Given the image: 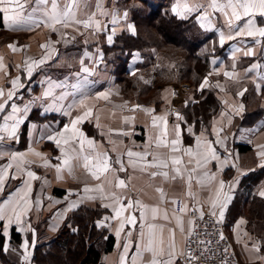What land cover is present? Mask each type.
I'll return each instance as SVG.
<instances>
[{
	"label": "crops",
	"instance_id": "crops-1",
	"mask_svg": "<svg viewBox=\"0 0 264 264\" xmlns=\"http://www.w3.org/2000/svg\"><path fill=\"white\" fill-rule=\"evenodd\" d=\"M209 2L210 0H199L200 7L188 14L187 17L192 16L200 25L197 16L201 15L204 10L211 13L214 27L211 30L203 29L212 33L213 37L204 42L203 50L205 52L216 50V52L209 55L210 71L208 77L206 76L208 83L204 88L200 87L204 78L197 90L200 94L203 89H213L214 95L219 100V106L216 113L210 114L209 111L212 108L201 105L199 119H190L189 121L184 118L182 110L193 102L196 90L194 91L188 83L164 87L161 94L163 101L159 106L153 102H137L134 97H120V88L118 86L117 91L114 89L115 85L111 86L113 98L108 96L104 101L110 102H104L103 97L98 96V93H103L104 90L101 72L99 73L98 87L94 88L93 93L90 92L81 99H79L81 96H78L77 90L74 93L70 92V87L62 86L61 89L49 85L40 87L41 78L52 77L47 76L44 72L38 73V71H32V74L28 75L25 64L39 60L45 55L47 51L40 47L45 38H47V42L49 40L52 42L51 47L54 48L55 32L43 25L39 27L23 25L9 29L5 28L0 20L2 24L0 30L11 31L15 35L31 38L30 42H24V46L26 49L28 48L27 51H23V46L18 48L16 43L15 45L6 42L0 44V57H2L3 63V67H0V89H3L5 93L4 97H0V102H3L9 90H13L15 93L12 100L5 105V109L0 111V126L5 123L3 117L11 114L12 104H15L20 110L15 116L23 117V122L16 128L14 137L9 136L7 131L0 128V169L9 163L12 164V167L7 169L8 175L4 180V188L0 191V205H4L6 209L9 208L11 203L26 191L25 180L31 184V190L28 192L30 206L27 215L23 217L24 227L29 230L20 232L21 242L25 239L29 241L28 251L31 256L27 260L22 259L24 249L20 247L21 242L13 244L10 241L11 228L16 229V225H11L5 240L8 246L7 249L4 248L11 263L33 264V247L52 239L67 216L78 206L82 204L99 205L105 208L103 205L111 204V198L102 199L101 193L98 191L84 192L85 186L95 189L97 184H103L105 196L109 192H115L124 197L123 203L131 198L134 201L140 200L150 207L156 206L161 210L155 220H152L149 215L148 222L164 226L165 248H167L169 238L168 230L171 229L178 251H184L186 235L191 228L188 223L191 220L190 212H208L210 214L215 212L214 216L222 223L227 236L232 241L240 263L264 264V211L262 214L253 216L249 210L251 203L249 201H252V197L263 202L264 210V196L259 195V192L264 189V167L259 166L260 158L256 155L257 151H260L257 145H264V82H262V78H264V38H256L260 40V43L257 44L253 37H236L234 34L235 30L243 27L249 18L255 19L258 26H264V17L242 16L241 20L235 21L233 28L230 29L226 23L227 17L223 13L214 12L208 8ZM98 3L103 8L97 12L98 15H102L101 21H99L102 25L100 30L95 27L85 28L83 24H72L74 28H70V31L75 32L71 33L72 42L70 44L76 48L84 47V51L88 50L86 49L87 45L94 40L103 44L104 38L107 39L109 35H112L114 28L115 35L122 31L128 32V24H132L136 31L134 22L130 23L129 17L125 16L123 11L122 15L118 10L113 13V0H111V5H107V0H98ZM173 3L175 0L171 1L170 10ZM85 8L86 4L78 12L79 19H84ZM30 10V7L26 8L25 14L27 15ZM104 17L108 20L105 21ZM58 27L60 25L56 26L57 30ZM40 30H45L46 34L40 35ZM87 31L93 32L94 39H86ZM220 32H224L226 35L231 34L234 38L225 40V43L221 45L219 43ZM39 37H43L42 40ZM100 42H95L94 45L96 46ZM10 44L18 50L12 51L8 47ZM106 44L110 43L106 42ZM76 48L67 50V52L82 51ZM248 48L254 49L252 56L243 54ZM234 55L235 59H233ZM52 57L45 62L51 61ZM233 64H235L234 70L238 74V79L227 78L223 74L224 71H233ZM252 64H259L261 67L246 74V70ZM217 69H219V73L215 71ZM258 72L261 76L257 75ZM16 77L20 78L19 82L24 85L23 88L13 89L11 81ZM254 79L257 83H262L259 93L253 83ZM112 83L115 84L114 81ZM218 84L220 87H217ZM221 88L224 90L222 91ZM245 88H247L245 94L238 96L237 93ZM81 101H83V106ZM241 104L244 105L243 111H235L234 109H238ZM136 105L140 107H134ZM89 108L92 110V115L78 127L87 139L94 142V147L85 144L83 155L94 157L97 153H107L112 169L101 176L99 180L94 179L91 173L83 167V159L77 155L80 150L78 140L74 141L70 147L64 146L66 151L73 156L70 164L65 165L63 163L65 157L60 151V146H57L55 141L47 139L48 136L60 132L64 125L70 124L72 119L82 115ZM144 109L153 111L149 113ZM177 112L183 117V120L177 119L175 115ZM221 113H225V115L222 116ZM46 114H57L62 119L61 124H59L58 117L46 120L39 117ZM164 115L167 118L168 140L175 139L174 126L180 125V152L171 153L169 148L158 147L155 143L157 135L163 131L164 123L158 121L159 128L154 127L152 118ZM126 117L128 119H125ZM14 122V120L7 122L9 128ZM214 125L215 128L221 129L219 137L223 141V147L215 143L217 134L213 132ZM201 133H203L204 139L213 142L219 159H210L203 167H196L195 158H191L192 163L189 164L190 157L185 155L182 150L187 147H192L195 150L196 137ZM43 142L57 146L58 152L54 153L48 148H43ZM72 149L76 151L72 152ZM129 150L139 153L147 152L148 155L143 160L138 157L130 158L127 155ZM37 152L41 155H36ZM13 153H22L23 162L21 163L20 159L12 161ZM170 155L180 156L184 161L179 166V174L173 171L170 161L168 168L148 167L145 169V163H151L154 156L167 159ZM225 158H228L229 161L226 165L223 164ZM130 159L136 161L135 166L129 163ZM45 160H47V164H45ZM117 160L120 163H117ZM121 167H123L122 171ZM194 167L196 171L191 172L190 170ZM28 171L35 173L37 178L30 179L27 176ZM165 171L169 173L167 177L159 174L151 175L152 172ZM213 174L214 178H212ZM190 176L191 179H189ZM173 177L175 178L173 179ZM119 180L124 181L126 186L115 187ZM108 181H111V184ZM221 181L224 182L223 191L231 197L223 209L222 217L219 205L215 209L211 207V200L215 198ZM157 188L163 189V199L161 194L156 191ZM56 189L62 191L58 192ZM89 196L95 197V199H89ZM6 200L9 201V204H4ZM73 202L76 203V207L70 208L69 205ZM184 205H187V211L181 213L179 209ZM105 209L106 213L97 222L104 221L103 227L108 229L115 241L113 248L102 254L99 264H120L119 258L123 252V243L126 238L131 240V246L128 249L125 264H132V256L138 251L137 264H147V261L151 259V253L140 251L136 247L138 243L142 245L146 242L140 237L139 211L134 212L138 218L137 225H125L124 231L118 238L115 235L117 222L111 219L104 220L105 217L113 215L112 209L110 207ZM165 212L168 215L167 220L163 218ZM175 216L181 218L183 231L177 226ZM2 229L3 222H0V230L2 231ZM128 232L132 233L131 237L127 236ZM33 239L35 244L32 243ZM254 245L259 248V251L253 247ZM173 264H182L180 256Z\"/></svg>",
	"mask_w": 264,
	"mask_h": 264
},
{
	"label": "snow or ice",
	"instance_id": "snow-or-ice-1",
	"mask_svg": "<svg viewBox=\"0 0 264 264\" xmlns=\"http://www.w3.org/2000/svg\"><path fill=\"white\" fill-rule=\"evenodd\" d=\"M35 6H32V5ZM85 6V0H0V20H2L3 26L5 28H15L23 25H35L36 27H39L43 25L46 28L51 29L53 32H55L57 25H63L64 28L70 27L72 24L80 25L83 24L85 28L88 27H95L97 30H100L102 25L98 20H96L95 13H92L91 16H89L88 19H79L78 18V12L80 9ZM31 8V10L25 14L26 8ZM200 7L199 0H175V3H173L171 11L173 14H175L177 17L181 19H186L188 14H191L192 12L196 11L197 8ZM208 8H210L214 12H220L223 13L225 17H227L226 23L229 26L230 29L233 28L234 22L241 20V17H256L257 15L259 17H264V0H210L208 3ZM127 14L125 13V16ZM197 20L200 21V26L202 28H206L211 30L214 27L213 21L211 19V13L208 10H204L201 15L197 16ZM115 23V20L113 21ZM127 29L135 34V28L132 24L127 25ZM115 28L112 31V35H109L107 37V42L112 43L113 36L115 35ZM235 36L236 37H253L255 39V42L257 44L260 43L259 39L256 38H264V26H258L257 22L253 18H249L246 23H244L243 27H240L235 30ZM234 37L233 35L229 34L226 35L224 32L219 33V43L223 45L225 43V40H232ZM51 41L41 44V48L48 49V51L45 53V56L42 57L39 60H34L31 63H27L26 70L28 75L32 74L33 68L35 66L41 65L45 63V60L50 59L52 55L55 54V49L51 48ZM9 48L12 49V51H17L18 49L14 45H8ZM239 51V49H237ZM245 56H252L254 54L253 48H248L244 53ZM233 59H235V55L233 56ZM0 67H3L2 63V57H0ZM261 65L259 64H252L249 69L246 70L247 72H251L253 70L259 69ZM235 64H233V71H224V76L231 79H238V74L235 72ZM81 71L87 73L89 72V69L84 67L81 69ZM217 73H219V69L215 70ZM133 75H135V72H133ZM258 76H261V74L258 72ZM20 78L16 77L11 81V84L13 86V89L19 87L23 88L24 85L21 84ZM262 82H264V78H262ZM147 83V81H146ZM208 83L207 77H205L204 82L200 85L201 88H204ZM253 83L255 84V88L257 92L261 90L262 83H257L256 80H253ZM217 87H220L218 84ZM223 91L224 89L221 88ZM247 91V88L241 90L237 93L238 96H243L245 92ZM14 91L9 90L7 92L6 98L3 100V102H0V111H3L5 109V105L8 104L9 101L12 100L14 96ZM5 93L3 89H0V97H4ZM98 96L103 97L107 99V95L105 93H98ZM81 105L83 106V101H81ZM134 107H140L139 105H136ZM244 105L241 104L238 109H234L237 112L243 111ZM12 112L9 115H6L3 117L5 123L4 125L0 126V128H3V130L8 132L9 136H15L16 128L20 123L23 122V117H16L15 114L19 112V108L15 105H11ZM145 112H152V109H144ZM92 115V110L89 108L87 109L82 115L76 116L74 119L71 120L70 124L64 125V128L52 135L48 136V140L55 141L57 146H60V151L64 155L63 163L65 165L70 164L71 160L73 159V156L69 154L68 151H66V148L64 146H71V144L74 141H79L80 144V150L77 154L78 157L83 159V167L88 170L94 179L99 180L101 176H103L105 173L109 172L111 169V165L109 163V159L107 156V153H97L94 157L83 155V149L84 145L87 144L89 147H94V142L92 140L87 139L84 136V133L80 130L78 127L79 124L83 123L84 120H86L89 116ZM178 120H183V117L177 112L175 113ZM221 115H225V113H221ZM125 119H128L127 117ZM9 120H14L15 122L11 125L9 128L7 122ZM153 126L159 128V125L157 124L158 121H163L164 128L160 135H157L156 137V145L158 147L163 146L170 149L171 153H177L181 151V148L179 147L181 144V130L180 125L176 124L174 126L173 132L175 135V139L168 140V128H167V118L166 115L164 116H153ZM231 118L229 117V121ZM191 131V129H189ZM221 129L215 128V125L213 126V132L217 134V139L215 141L216 144H220L223 147V141L219 137V132ZM257 147L260 149V151H257L256 155L260 158V167H264V145H257ZM34 151V150H33ZM75 149H72V152H75ZM183 153L190 157L189 164L192 163L191 158H195L196 167H203L205 164L209 162V160H218L219 155L216 151V149L213 147V142L204 139L203 133H201L200 136L196 137V149L193 150L192 147L184 148ZM36 155H41V153H35ZM127 155L132 157H138L140 160H143L144 157L148 155L147 152L139 153V152H132L129 150L127 152ZM17 159H20L21 163L23 162V154L22 153H13L11 156L12 161H16ZM169 161L171 162L173 166V171H175L177 174L180 173V165L184 163L182 158L180 156L176 155H170L167 159H161L157 156L153 157V161L151 163L146 162L145 163V169L148 167H156V168H168L169 167ZM228 158H225L223 161V164H228ZM117 163H120L119 160H117ZM129 163L133 166L136 165V161L130 159ZM45 164H47V160H45ZM19 167V165H17ZM12 164L9 163L4 166L3 169H0V191L4 188V180L6 176L8 175L7 169L11 168ZM59 168V166H57ZM123 170V167H121V171ZM191 172H195L196 168H192L190 170ZM163 175L167 177L169 175L168 172H152V176L156 175ZM27 176L30 179H36L35 173L28 171ZM175 177H173L174 179ZM214 178V174L213 177ZM191 179V176L189 177ZM109 184H111V181H108ZM26 185V191L23 195L19 196L17 200H15L13 203H11L9 208H5L4 205H0V222H3V229L0 231V235H3L7 237L8 235V228L11 225H16V231L17 232H26L29 230V228L24 227V221L23 217L27 215L30 201L28 200V192L31 190V184L28 180H25ZM125 183L122 180L117 181L115 184V187L117 188H123L125 187ZM231 187V186H230ZM224 189V182L221 181L219 184V187L216 190L215 198L211 200V207L212 209H215L217 205L220 207V215L223 216V209L226 206L227 201L231 198L227 192L223 191ZM92 191H98L101 193V198L106 199L108 197L111 198L112 203L103 205L105 208H111L113 215L111 217H105L104 220H115L117 222V227L115 229V235L119 238L121 236V232L124 231L125 225H137L138 218L134 214L136 210L139 211V226H140V237L142 239H145L146 242L144 244H137L136 247L140 251L149 252L151 253V259L147 261V264H173V262L177 259L178 256H183L185 253L180 250L178 251L177 245L175 243L174 239V233L171 229H169V238L167 242V248H165V240L163 236L164 226L158 225L156 223L148 222L149 215L151 216L152 220H155L157 218V215L161 211L158 207L149 205H146L142 203L140 200H132L131 198L127 199L126 203H123L124 197L117 195L115 192H109L107 196L104 195L105 188L103 184H97L95 186V189L89 188L88 186H85L84 192L90 193ZM156 191L161 194V198L163 199V189L157 188ZM191 194V193H189ZM259 195L264 196V189H262L259 192ZM89 199H95V197L89 196ZM173 203H176V201H173ZM4 204H9V201H5ZM70 208H75L76 203L73 202L69 205ZM179 211L181 213L187 211V205H184L180 207ZM127 213V214H126ZM213 215L215 212L212 213ZM201 216H203V212H201ZM163 218L165 220L168 219V215L165 212L163 215ZM177 226L181 228V231H183V224L182 220L179 216H175ZM190 225L192 221L190 220L188 222ZM104 221H98L97 226H103ZM146 229V231H144ZM188 234L191 235V228L188 230ZM132 233L128 232L127 236L131 237ZM221 239H223V236L221 235ZM33 244H35V240L32 241ZM201 243H203L201 241ZM7 242L4 244V248L7 249ZM131 246V240L125 239V242L123 243V252L120 255V264H125V259L128 254V249ZM20 247L24 249V254L22 259L27 260L31 256V253L28 251L29 247V241L27 239L23 240L21 242ZM254 248H256L257 251H259V248L254 245ZM139 257V251L137 254H134L132 256V264H137ZM189 264L192 260H196L197 257L193 255L191 251L187 253Z\"/></svg>",
	"mask_w": 264,
	"mask_h": 264
},
{
	"label": "trees",
	"instance_id": "trees-1",
	"mask_svg": "<svg viewBox=\"0 0 264 264\" xmlns=\"http://www.w3.org/2000/svg\"><path fill=\"white\" fill-rule=\"evenodd\" d=\"M126 1L128 4L131 0ZM171 1L157 0L152 7L129 8L136 27L135 34L122 31L114 36L111 44H101V50L103 58L110 53L115 54V61L107 62L112 66L113 81L122 94L132 95L137 102H153L159 106L163 101L164 87L188 82L196 90L193 102L182 110L184 118L189 121L199 119L201 105L212 108L210 114L218 109L219 100L213 89H203L200 94L197 90L210 71L209 55L216 50L204 52V42L213 37L212 33L205 31L192 16L181 19L174 15L170 11ZM92 46L95 45L88 44L86 48L91 49ZM75 48L71 45L66 49ZM133 53L143 58L134 71L135 75L128 68ZM39 117L44 120L58 117L59 124L62 122L57 114ZM42 147L54 153L57 151L56 146L49 142H43ZM251 200L250 213L253 216L262 214L263 202L256 197ZM104 213L106 209L99 205L82 204L75 208L60 225L55 237L33 247V264H99L102 254L109 252L115 241L106 227L97 226V220ZM21 239V233L12 227L10 241L19 244ZM5 240L6 237L0 235V264H13L4 252Z\"/></svg>",
	"mask_w": 264,
	"mask_h": 264
},
{
	"label": "rangeland",
	"instance_id": "rangeland-1",
	"mask_svg": "<svg viewBox=\"0 0 264 264\" xmlns=\"http://www.w3.org/2000/svg\"><path fill=\"white\" fill-rule=\"evenodd\" d=\"M126 2L128 1L113 0V4H112L113 13H116L118 10L120 12V15H122L121 12L123 11L124 13L127 14L126 16L129 17L128 21L130 23H133L134 21H132L131 15L128 11L129 8L130 9H134V8L142 9L144 7L145 8L152 7L157 3V0H131L130 3L128 4H126ZM85 4H86V8H85L86 15L84 19H88L92 13H95L96 15L94 18L98 21H101L102 15H98L97 12H100L103 8L99 6L98 0H85ZM107 5H111V0H107ZM104 19L105 21L108 20L105 17ZM58 28L59 29L55 31V36H54L55 45L53 49H55V54L52 55L53 56L52 60L51 61L49 60L48 62H45L44 64L35 66L33 68L34 72L35 71H38V73L44 72L47 74V76L52 77V78H47V79L41 78L40 87L41 86L47 87L48 85L59 87L58 89H61L62 86H66L68 88L70 87V92L74 93L75 90H77L78 96H81L79 97V99H81L87 96L90 92L93 93L94 88L98 87L99 79H100L99 73L101 72L102 84L104 88L103 93H105L107 97L110 96L111 98H113L112 92H111V86L115 85L114 89H117V91H118V86L112 83L113 81L112 74H111L112 66L110 63H107V62L115 61V58H116L115 54L110 53L107 56H105V58H103L104 54L101 50L102 43L96 40L91 41L90 44H94V42L96 43L100 42V43H98V45L96 44V46H92L91 49L84 51L85 48L81 47L80 49V51L82 50L81 52H78V51H76L75 53H72L71 51L67 52L68 47L71 46L70 42H72L71 33L73 34L75 33L74 31H70V28H74V26L71 25L68 28H64L63 25H60V27ZM45 32H46L45 30L39 31L40 35H43V33ZM83 32H85V30H83ZM86 33H87L86 39L93 38L92 37L93 32L87 31ZM59 36H60V39H58ZM42 38L43 37H39V39L41 40ZM104 39H105L104 43H106L107 42L106 37ZM30 41H31V38L29 36L15 35L11 31L6 32L3 30H0V44H3L6 42V43H11L15 45L16 43L18 44L17 46L18 48L20 46H23V51H27L28 48L26 49V47L24 46L25 44L24 42H30ZM45 43H47V38L42 40V44H45ZM42 50L48 51V49H45V48H42ZM167 54L170 55V52L167 51ZM142 61H143V58H141L140 55H138L137 53H133L130 57L129 64H128L129 70L131 72L136 71L139 63ZM31 62L32 61L28 63H31ZM26 65L27 63L25 64V68H26ZM84 67L88 68L89 72L85 73L81 71V69ZM206 76L208 77V74H206ZM181 83H188V82H181ZM177 84H180V82H177L174 85H177ZM119 96L133 98L132 95L126 96L125 94H122V93ZM104 99L105 98H103V101ZM104 102H110V101L105 100ZM56 149L58 152L57 146H56Z\"/></svg>",
	"mask_w": 264,
	"mask_h": 264
},
{
	"label": "built area",
	"instance_id": "built-area-1",
	"mask_svg": "<svg viewBox=\"0 0 264 264\" xmlns=\"http://www.w3.org/2000/svg\"><path fill=\"white\" fill-rule=\"evenodd\" d=\"M189 215L192 221L191 235L187 232L183 251L185 255L180 256L182 264H189V251L197 257L190 264H241L232 241L216 216L208 212H203L201 216V212L196 211Z\"/></svg>",
	"mask_w": 264,
	"mask_h": 264
}]
</instances>
